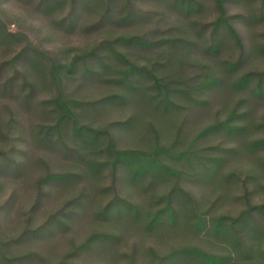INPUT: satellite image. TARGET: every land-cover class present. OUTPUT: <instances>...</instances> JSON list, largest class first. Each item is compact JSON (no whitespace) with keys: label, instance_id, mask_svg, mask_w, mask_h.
<instances>
[{"label":"rangeland","instance_id":"1","mask_svg":"<svg viewBox=\"0 0 264 264\" xmlns=\"http://www.w3.org/2000/svg\"><path fill=\"white\" fill-rule=\"evenodd\" d=\"M197 1L200 8L186 14L174 0H131L128 8L127 0H118L109 17L102 20L101 9H80L74 16V27L67 29L62 22L66 11L48 16L35 9L37 0H0V17L7 29L25 33L33 47L41 51H71L70 57L103 40L135 38L133 43L116 44L121 60L107 54L101 61L90 62L88 73L80 64L72 75L66 91L79 103L76 110L80 122L101 127L131 121L129 127L116 131L119 148L146 149L156 141L172 146V153H177L191 146L211 167L215 166L207 157L224 156L213 178L204 173L203 166L190 167L184 161L166 158L169 166L181 171L180 189L171 206L173 222L164 215L163 225L147 230L125 208L119 216L110 213L104 217L99 211L114 192L138 208L139 218H145L165 204L162 199L177 183L165 178L151 184L147 178L136 181L128 173H121L112 185L109 170L93 174L88 157L71 133L58 141L49 129L58 117L51 103L50 81L30 66L29 58L18 67L21 73L15 74L10 65H5L13 52L0 45V151H10L6 165L0 169V241L6 245L0 250L5 255L0 264H155V254L181 245L221 253L208 226L202 231L189 229V215L203 214L208 223L218 215H236L244 206V187L254 203L264 202V172L260 167L264 149L249 152L245 146L264 136V95L257 97L250 89L242 91L235 86L239 73L264 71V53L250 50L264 43V22L238 25L246 55L241 69L228 73L227 64L238 56L237 46L225 36L217 52L207 49V34L200 35L199 30L215 19L216 11L212 0ZM126 8V12L131 8L134 15L122 22ZM230 12L249 14L252 7L243 1L234 2ZM128 68L133 70L130 82L134 90L114 82ZM149 72L159 78L177 75L176 79L186 83L173 85L180 92L172 94L168 111L156 109L147 98L157 93L151 89ZM208 74L220 75L221 82L199 89ZM112 95L122 100L104 105L97 102ZM236 108L238 113L247 114L240 119L245 127L243 134L221 130L193 143L201 129L226 120ZM44 134L48 137L42 141ZM210 146L221 150L204 151ZM69 147L73 150L67 151ZM233 148L236 150L230 152ZM46 174H62L65 178L37 188L38 179ZM111 185L112 193L108 191ZM59 211L62 224L55 223L50 231L12 242L28 220V227L34 229ZM94 234L109 238L82 248Z\"/></svg>","mask_w":264,"mask_h":264},{"label":"trees","instance_id":"2","mask_svg":"<svg viewBox=\"0 0 264 264\" xmlns=\"http://www.w3.org/2000/svg\"><path fill=\"white\" fill-rule=\"evenodd\" d=\"M117 1L118 0H37L35 9L48 16H53L60 11H66L62 22H65L67 29H72L74 27V16L80 9L86 12L93 9H101L102 15L100 20H102V18L105 19L109 17L113 3ZM130 1L131 0H127L126 2L127 8L128 5L131 6ZM239 1H243L245 6L249 8L252 7V13H231V5ZM174 2L175 5L186 14H190L200 8V4L197 0H174ZM212 2L216 11V17L207 24L201 25L199 32L200 35L207 34V49L212 52H217L220 49L223 45L225 36H229L234 41L238 49V56L233 62L227 64L226 70L228 73L235 74L241 69L247 50L243 43L238 25L246 23L252 26L263 23L264 0H212ZM127 8L120 18L122 22H127L133 18L134 12L131 8L126 12ZM120 41L127 43L136 42L134 37L125 36L117 37L114 40H103L90 48L83 49L78 53H74L73 56L68 57V55L72 53L71 51H69L68 54L67 52L59 54L55 51H41L36 49L25 33H14L9 31L0 17V45H4L7 50L13 52V55L5 65H10L15 74L21 73L18 67L29 58L31 60L30 66L37 68V72L47 77L53 91L51 103L55 105V110L58 114L57 119L49 129L54 132L58 141L62 140L65 135L71 133L72 139L77 141V145L81 147L82 151H84L88 157L87 165L93 174L103 173L109 170L112 185H115L114 183L121 173H128L131 175V178L136 181L147 178L151 184L156 179L165 178L177 183L174 189L167 193L162 199V201H165V204L157 210L152 211V213H148V216L145 218H139L140 213L138 208L129 204L126 199L117 195L115 192V194L113 193L112 197L101 206L99 214L104 217L108 216L110 213H113L114 216H119L122 214L123 208L128 209L124 211L132 214L133 218L138 220V222L140 221L143 226L145 225L147 230H152L155 226L163 225V222H165L163 220L164 215H166L170 222H173L175 219L174 211L171 206L176 190L180 189L179 180L181 171L169 166L166 162V158L184 161L190 167L196 165L203 166L205 169L204 173L213 178L218 175V170L215 167L218 168L221 166L224 156L214 155L207 157L206 160L210 161L215 166L211 167V164L209 162L205 163L199 153L193 150L191 146L177 153H172V146H162L156 141L153 142L152 146L146 149L119 148L116 142V131L121 128L129 127L131 121H116L101 127H95L91 124H85L79 121V115L76 110L79 103L71 98L70 94L66 91L67 84L70 82L72 75L76 72L80 64L84 65V69H86L84 73H88V65L90 62L94 60L101 61L103 56L114 55L115 58L121 60L123 56L115 49L116 44ZM250 50L251 52L259 51L264 53V43L261 46L259 45V47H251ZM138 70L141 72L143 71V69L140 68ZM132 73V68H128L123 73V76H120L114 82L118 84L125 83L129 89L134 90L133 84L130 82ZM148 75L151 76L153 80L151 89L157 91L154 96L147 97L148 100H151L150 102L154 104L156 109H163L164 112L168 111L172 103V94L180 92V90L177 87H173V85H184L186 83L176 79L177 75L172 78L152 77L151 72H149ZM13 80L14 77L12 78V81ZM219 82H221L220 75L208 74L199 83L198 87L199 89H206ZM235 86L242 91L250 89L251 93L257 97L263 96L264 71L239 73L235 80ZM143 96H147V94ZM115 100H122V97L112 95L97 102H99L100 105H104L114 102ZM246 115L245 112L238 113V109H234L226 120L215 122L201 129L196 135V138L193 139V143L199 138L221 130L231 135L243 134L245 127L241 124L240 119ZM235 119L238 122L235 121L234 123ZM47 137L48 134H44V136L41 135L42 141ZM50 139L51 138H48V140ZM245 146L248 148L249 152H257L264 149V136L246 143ZM70 150H73V148L69 147L67 149V151ZM220 150L218 146H210L204 151L210 152ZM235 150L236 149L233 148L229 151ZM76 152L78 153V151ZM9 154L10 151H0V169L6 165L5 158H7ZM260 167L264 172V162L260 164ZM64 178L65 176L62 174H46L38 179L37 188H41L43 184L47 182H57ZM112 185L108 190L111 193L112 189H114ZM244 189V206L236 215H218L211 218L209 223L206 221L203 214L201 215L193 212L188 217V226L191 231L206 230L208 226L209 232L213 233L217 238L218 245L222 248L221 253L209 252L194 245H181L172 248L167 253L155 254V264H185L190 261L196 264H264V202L254 203L250 198L251 194L249 190L246 187H244ZM75 200L78 203V200ZM37 201L38 196L36 197V202ZM2 208L3 205H0V210H2ZM60 214L61 212L59 211L56 214L49 215L42 224L34 229L28 227V220L25 229L18 235L17 239L14 241L12 240V242L21 240L25 235H35L37 233L50 231V228H52L55 223L56 225L62 224ZM106 238L109 237L107 235L94 234L85 240L81 246L83 248L93 241ZM4 246L6 245L0 241V250L1 247ZM0 258L5 259L3 251H0ZM131 264H133V262H131Z\"/></svg>","mask_w":264,"mask_h":264}]
</instances>
